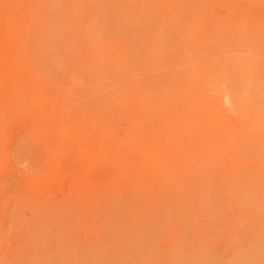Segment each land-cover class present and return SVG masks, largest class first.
Returning a JSON list of instances; mask_svg holds the SVG:
<instances>
[{"label": "rangeland", "instance_id": "obj_1", "mask_svg": "<svg viewBox=\"0 0 264 264\" xmlns=\"http://www.w3.org/2000/svg\"><path fill=\"white\" fill-rule=\"evenodd\" d=\"M0 264H264V0H0Z\"/></svg>", "mask_w": 264, "mask_h": 264}]
</instances>
